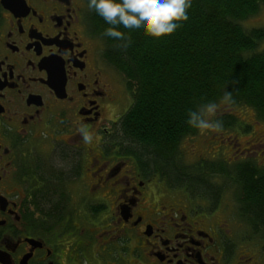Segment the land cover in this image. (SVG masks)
I'll return each mask as SVG.
<instances>
[{
    "label": "flooded vegetation",
    "instance_id": "af4514ba",
    "mask_svg": "<svg viewBox=\"0 0 264 264\" xmlns=\"http://www.w3.org/2000/svg\"><path fill=\"white\" fill-rule=\"evenodd\" d=\"M104 50L87 0H0V264H264L222 206L238 165L264 170V124L237 118L191 165L179 146L178 172L216 171L174 184L120 133L132 96Z\"/></svg>",
    "mask_w": 264,
    "mask_h": 264
},
{
    "label": "trees",
    "instance_id": "16d2710c",
    "mask_svg": "<svg viewBox=\"0 0 264 264\" xmlns=\"http://www.w3.org/2000/svg\"><path fill=\"white\" fill-rule=\"evenodd\" d=\"M262 5L264 0H193L189 19L172 35L160 39L126 35V49L121 41L102 35L108 25L90 10L92 29L104 42L106 59L131 91L132 103L119 120L120 133L140 154L139 160L161 168L174 184L203 192L214 186L212 165L176 170L181 142L199 132L185 122L189 108L217 100L228 84L235 103L219 114L223 128L236 124L238 117L232 114L236 107L252 110L264 123V48H259L264 30L240 24ZM236 170L228 182L236 188L237 213L264 246V170L245 164Z\"/></svg>",
    "mask_w": 264,
    "mask_h": 264
},
{
    "label": "clouds",
    "instance_id": "9594fccd",
    "mask_svg": "<svg viewBox=\"0 0 264 264\" xmlns=\"http://www.w3.org/2000/svg\"><path fill=\"white\" fill-rule=\"evenodd\" d=\"M192 3L193 0H88L87 7L107 23L102 35L121 41V46L126 49V35L143 33L155 39L172 35L189 19L188 10ZM227 85L217 100L209 99L189 108L186 124L201 133H221L223 122L218 118L219 114L235 103L232 90H228ZM77 131L86 143L92 141L91 134L83 125Z\"/></svg>",
    "mask_w": 264,
    "mask_h": 264
},
{
    "label": "rangeland",
    "instance_id": "374dc122",
    "mask_svg": "<svg viewBox=\"0 0 264 264\" xmlns=\"http://www.w3.org/2000/svg\"><path fill=\"white\" fill-rule=\"evenodd\" d=\"M240 24L245 29L257 28V29L264 30V5L260 6L259 11L255 15L247 18L243 22H240ZM259 48L260 50L264 48V41L259 45ZM119 95L121 98V101H120L121 105L124 107H129L131 104V99H132L131 97H129V94L127 95L126 93L122 92ZM232 114L233 116L237 115L238 118H243L245 120L247 119L249 121L250 120L257 121L253 111L250 109H246L245 107H236L232 109ZM256 130L260 132H264V127L263 126L256 127ZM238 139H239V142H241L243 140H246L247 137L239 136ZM213 140L214 138L211 136V134H208V133H202L201 135L197 136L193 141L187 142L188 140L184 139L180 144L181 154L185 157L184 163H186L187 165H191V164H194V161H195L192 158H190L187 152L198 154V152H202V151H210V152L214 151L215 149L212 150L211 147L214 148L215 146H213L212 144H209ZM224 192L225 193H223V198H222L224 202L222 206H224L225 209H229L232 212V214L234 213V215L238 217L237 204L235 203L236 190L233 187L229 186L228 188H225ZM240 232H241V236L244 239L250 238L252 240L259 241V244L263 245L262 242L259 240V236L258 235L253 236L251 234L249 227L244 222L241 223Z\"/></svg>",
    "mask_w": 264,
    "mask_h": 264
}]
</instances>
